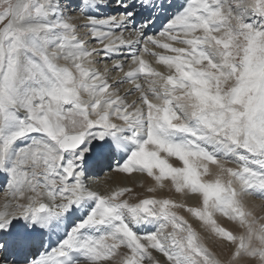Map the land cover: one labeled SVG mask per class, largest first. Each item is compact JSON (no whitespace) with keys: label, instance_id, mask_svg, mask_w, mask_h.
<instances>
[{"label":"snow or ice","instance_id":"1","mask_svg":"<svg viewBox=\"0 0 264 264\" xmlns=\"http://www.w3.org/2000/svg\"><path fill=\"white\" fill-rule=\"evenodd\" d=\"M0 192V264H264V0H0Z\"/></svg>","mask_w":264,"mask_h":264},{"label":"bare ground","instance_id":"2","mask_svg":"<svg viewBox=\"0 0 264 264\" xmlns=\"http://www.w3.org/2000/svg\"><path fill=\"white\" fill-rule=\"evenodd\" d=\"M76 23L78 24H83L85 21L83 20H77L75 21ZM86 31L85 29H81V34H83V32ZM119 34V33H117ZM124 37L125 39H128V38H131V39H135V36L133 34H130L129 32H125L124 33ZM90 46H96V47H99V45H90ZM147 59H150L151 60V57H146ZM99 59V58H98ZM107 63L109 64V66H111V61H107ZM155 66V64H154ZM97 67H99L100 69H103L104 67V63H100ZM125 70L127 71L128 70V65L126 64L125 65ZM116 73H113V76H115ZM129 87L128 85H125L124 88H127ZM123 92V89L121 90ZM101 173V172H100ZM111 174H108L105 176L103 175L102 178H100V181L103 179V184L105 185L106 183L108 185H110L111 187H109V189H115V188H118V187H131L133 189V197H135V195H139L140 197H144L146 195H148V193L145 191V188L144 187H141V184H144L145 186L149 185L152 183V181L147 178L146 176L144 175H141V174H132L131 176H128L126 174H121V173H116V172H111ZM98 174L94 175L97 177ZM91 177H89L90 179ZM99 180V178H97ZM91 180H94L93 178ZM124 180V182H123ZM92 182L94 181H91L89 184L90 186L92 185ZM127 182V183H126ZM108 185L107 186H102L104 187L103 189L104 190H108ZM95 189V187H93ZM102 189V190H103ZM99 190L100 187H99ZM157 195H161V196H167L177 202H181V201H184L186 202L187 204L189 205H194L197 203V201L195 200V198H192V197H184L182 194L180 193H176L174 190L172 191H168L167 189H165L163 192H160V193H157ZM3 196V193L0 192V198H2ZM2 202V201H0ZM133 202H134V199H133ZM248 204H249V207H252L255 209L256 213L260 216H264V201H261L260 199L258 198H249L248 199ZM179 213L181 215H184L186 218H188L190 220V222L193 223V226L196 227L198 230L200 228V225L197 221H195L193 218H191L189 216L188 213H186L185 211L183 210H178ZM221 222L227 224L228 222L226 220H223L221 218ZM229 227H232V228H236V225H231L229 224L228 225ZM219 251V249H217Z\"/></svg>","mask_w":264,"mask_h":264},{"label":"rangeland","instance_id":"3","mask_svg":"<svg viewBox=\"0 0 264 264\" xmlns=\"http://www.w3.org/2000/svg\"><path fill=\"white\" fill-rule=\"evenodd\" d=\"M156 66V65H155ZM106 171V170H105ZM105 171L104 172H101V175H100V177H99V180H93L94 182H92V185H91V187H95V189H98L99 190V187H100V191H105L103 188L104 187H102V186H107L108 184L106 183L105 185L103 184V179L100 181V178H102L103 177V175L105 176ZM108 174H111L112 175V173L111 172H107ZM108 174H106V175H108ZM122 174V173H121ZM123 175V174H122ZM113 176V175H112ZM96 177V176H95ZM94 176H91V178L89 179L90 181H91V179L92 178H95ZM123 182H124V180H123ZM127 183V182H126ZM91 184V183H90ZM109 187H111L110 185H108V188L107 189H109ZM103 189V190H102Z\"/></svg>","mask_w":264,"mask_h":264}]
</instances>
